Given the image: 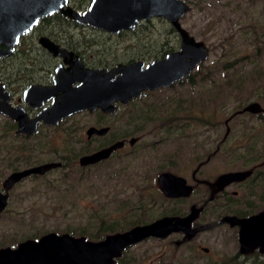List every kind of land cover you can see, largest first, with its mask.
Masks as SVG:
<instances>
[{
	"label": "rangeland",
	"instance_id": "374dc122",
	"mask_svg": "<svg viewBox=\"0 0 264 264\" xmlns=\"http://www.w3.org/2000/svg\"><path fill=\"white\" fill-rule=\"evenodd\" d=\"M181 22L196 39L204 41L210 47V55L204 62V70L211 67V71L215 73L214 69L219 68L215 61L222 56V52H225L222 47L231 46L234 57H242L241 67H235L234 70L227 73H219L218 79L215 81V83L223 86L220 88V98L216 103V109L219 112V124L214 123L216 126L202 124L197 127V124L191 122L190 127L185 132L182 131V128H173V133L168 140L165 139L166 135L163 131L158 132L156 129L151 135L148 128L146 134L140 136L132 152H130V147L126 146L125 149L118 151L114 157L102 165L81 169L74 162L70 168L68 166L63 170H55V172L43 177L32 176L24 179L11 191L9 205L0 215V241L13 236L17 238L22 236L23 238L37 231L64 233V229L68 228L76 229V231L82 228L90 229L96 226L101 217L127 216L126 212L116 211L112 204L107 203V201L113 195H118L117 199L121 201L136 192V188L129 184L121 187L122 185H114V182H110L105 187L103 183H106L104 175L108 172L106 169L108 165H116L117 167L113 169H117L122 164L121 161L127 164L129 159L131 165L134 166L131 173L137 175L136 179L143 181L148 187L144 193L154 195L153 199L157 201L158 205L154 206L152 217L159 218L166 209L172 208V205L159 195L158 175L163 171H170L190 180V174L195 167L194 162L204 160L206 155L212 152L214 146L222 139L226 130L224 118L250 101H258L264 105L263 1L192 0L191 10ZM55 25L57 26L56 29H61V22L56 21ZM69 25L70 30L83 31V28L76 29L74 25ZM142 28L145 30H139L140 36L151 38L153 45H161L168 41L169 46H178L177 35L173 31H169L170 26L165 20L155 18L150 24L148 23V29ZM230 36L233 38L229 39ZM125 38L127 40L123 41ZM137 38L115 39L119 45L115 47L113 55H108V58L125 61L136 54L137 49L131 48L130 42L135 41L138 44ZM256 39L259 41L257 42ZM160 47L158 46V48ZM163 47L166 48V46ZM15 59L18 61L17 57ZM10 62L12 63L11 60ZM4 63L5 61L2 60L0 65ZM6 63H9V60ZM260 71L262 73H259ZM225 75L228 76L227 79L223 78ZM213 76L215 77L216 74ZM211 85V81L204 83L203 86L198 83L194 86L183 83V85L162 89L153 96H147L142 101V105L152 101L166 102L172 96L177 97V99H179L178 97H185L197 100L200 93L203 98H208L210 95L208 89ZM214 91L215 89L212 92L214 93ZM175 104L176 102L173 105L169 104L166 106L167 110H163V112L169 113ZM125 110L128 108L119 107L116 113L104 117L106 124L112 128L111 137L122 136L129 130L123 115ZM212 111L213 108H209L203 114L208 118V114H211ZM191 113L192 116L196 114L195 112ZM165 114L163 113V115ZM95 121L93 114L77 113L56 129L43 127L37 136L29 140L15 139L11 133L4 134L0 136V145H8L13 142L15 143L14 146L31 145L36 157L34 165L40 164L55 160L54 158L58 157L61 152L67 155L65 148L69 146L74 148L70 151L71 154L77 151L78 144L72 145L71 141H67V145L65 144V140L71 136L63 135V128H76L80 134L79 137L83 140L84 128L94 124ZM184 121L182 119L180 123H184ZM5 123L6 119L0 115V135ZM158 124L159 122H157ZM95 144L93 143V145ZM152 144L154 146H150ZM243 144L245 146L252 145L255 154H259L260 149L264 147V122H260L254 115L238 114L234 117L227 140L206 168L211 166L210 169L215 172L230 168H242L243 163L237 159L236 161L235 157L238 153H243ZM81 145L85 146L83 143ZM127 153H129L128 156ZM71 154L68 152V156H72ZM134 155L137 157L133 158ZM194 155L197 157L196 159ZM15 157L16 153L10 158L5 155L4 151L0 154V160L6 159L0 162V183L12 171V167L9 168L8 164L13 163ZM25 167L22 164L20 168ZM67 172L72 175V180L69 181L75 184L73 188L69 183L59 188L49 187L51 185L47 184L48 181L57 183L55 178L60 177V175L63 176ZM81 176L84 178L83 182L79 180ZM262 206L264 208V204ZM187 207V205H182L183 210H186ZM201 246L208 247L209 253L202 252ZM237 251L236 232L228 227H218L203 231L190 240H185L180 234H172L166 238H147L128 247L123 258L127 264H213Z\"/></svg>",
	"mask_w": 264,
	"mask_h": 264
},
{
	"label": "water",
	"instance_id": "95a60500",
	"mask_svg": "<svg viewBox=\"0 0 264 264\" xmlns=\"http://www.w3.org/2000/svg\"><path fill=\"white\" fill-rule=\"evenodd\" d=\"M190 0H92L85 12H79L67 5V0H0V59L9 56L21 35L29 32L44 16L59 12L79 24L86 23L111 33L134 29L141 19L162 17L174 27L180 36L177 51L168 53L162 59L148 64L137 60L128 64L119 63L112 69H87L83 67V83L73 87L59 79L62 69L58 68L53 86H30L24 93L25 101L39 112L31 117L23 106H13L12 97L0 82V114L13 120L17 134L32 135L38 132L39 123L57 125L62 119L82 110L93 111L100 108L104 113H114L117 103L127 104L132 98L142 95L146 90L171 86L207 61L209 46L196 39L185 29L180 18L190 10ZM40 44L54 56L66 58L73 53L55 44L47 37H41ZM2 46H5L4 49ZM64 73V72H63ZM76 81H80L77 79ZM58 90L62 93L58 94ZM36 98L34 102L32 97ZM54 96L53 102L44 106V100ZM39 98V99H38ZM264 112L260 103L253 101L236 113ZM108 127L87 129V135H103ZM229 127L226 129V134ZM136 138L129 140L133 145ZM123 140L101 148L79 158L81 166L95 164L107 159L113 151L121 148ZM60 162H45L13 171L3 180L0 190V214L7 207L9 190L14 184L34 174H44L60 166ZM250 171H232L222 174L215 182L217 188L242 180ZM158 182L167 197L188 196L191 186L184 178L171 172H162ZM212 188L213 184L208 183ZM192 213L186 217L163 216L146 224H139L128 230L106 235L98 241L85 237H75L68 233L47 232L38 239H26L15 248H0V264H117L123 249L147 238H165L174 232L182 231L188 238L193 237L200 228H191ZM220 221L239 226L241 253L260 248L264 253V211L249 217L225 216ZM217 221L214 224H218ZM210 226V225H208ZM212 226V225H211ZM206 251L207 249L204 248Z\"/></svg>",
	"mask_w": 264,
	"mask_h": 264
},
{
	"label": "flooded vegetation",
	"instance_id": "af4514ba",
	"mask_svg": "<svg viewBox=\"0 0 264 264\" xmlns=\"http://www.w3.org/2000/svg\"><path fill=\"white\" fill-rule=\"evenodd\" d=\"M91 2L92 0H83V1L67 0V5H70L72 8L76 9L79 12H85L88 10ZM191 2L192 0L188 1L190 5V10H191ZM189 11H187L180 18V23L182 26L183 24L181 21L183 17ZM55 14L61 15L59 12H55L51 15L40 18L37 24L29 32L20 36L18 43L16 44L13 52L9 56H5L0 59V61L2 60L5 61L4 64L0 65V82L5 85V89L11 95L12 97L11 104L13 106H19V105L23 106V108L27 111V113L31 117L35 116L41 108L34 109L33 107H31L29 105V101H32V99L30 100V98H27L28 102L25 101V98H24L25 91L30 86H33V85L53 86L55 84L54 76L56 75L58 68H61L62 71L64 72V73L63 72L59 73L61 74L59 76V79L64 80L65 85L72 84V86L75 87L83 83V67L87 69H97V68L112 69L116 67L119 63L128 64L130 62L137 61V60L143 61L144 64L146 65L155 59L164 58L170 52L177 51L180 46V36L176 32L173 26L172 27L175 30L174 33L177 35V38L179 40L177 47L169 46L168 41H165L161 45L155 44V43H154L155 45H153L151 38H147L145 36H142L143 37L142 38L140 36L139 30L144 29L142 27H145L148 29V23L150 24L151 21L155 18L160 19L162 17H151L146 20L141 19L134 29H126V30L119 31L118 33H111L105 29L95 28L86 23L79 24L75 22L74 20H70L69 18L63 15L61 16L68 19L70 23L74 25L76 29L83 28V31L77 32L75 30H70L71 29L69 27L70 25L67 22L61 23V29H56L57 26L55 25L56 21L54 18ZM41 37L49 38V40L53 41L55 44L60 45L62 48L73 53L72 54L73 56L72 57L70 56L69 58L67 57L66 58L67 62H65L63 57L54 56L40 44L39 40ZM124 37H129V39L130 38L134 39L138 37L137 38V40H139L138 44H136L135 41L130 42V47L133 49H137V53L130 56L125 61H118L115 58L109 59L108 55L109 54L113 55L112 53L114 52L115 47L119 45V42L115 39H118V38L122 39ZM124 40H127V38L123 39V41ZM158 46H161V47L158 48ZM163 46H166V48H164ZM2 47L4 49L6 48L5 46H2ZM15 56L18 58V61H19V63L17 64L16 63L13 64L10 62L12 58H16ZM7 60H9V63H6ZM185 78H183L182 80L178 82L173 83L171 86H168V87L158 88L155 90H146L142 92L141 96H138V97H135L129 100L127 104L117 103L116 111L119 109V107H123V109L128 108L127 111L123 112V115L127 116V119H129L130 126L133 128L137 126L140 127L141 130L139 131V133L136 132L133 135H127L125 133L122 136L111 137L112 128L110 125L106 124L104 117L110 114H114L116 113V111L114 113H104L100 108H96L91 112L88 110H82V111L76 112L62 119L57 125H48V124L39 123L38 132L32 135L17 134L16 133V130H17L16 123L10 118L0 114L5 119H10L15 125V128L10 131H8L6 127H3L0 136L11 133L12 135H15L14 137L15 139H18V138L26 139L25 137L33 138L40 133V130L43 127H48V129L49 128L56 129L59 125H62L64 122H66L68 119H70L73 115H76L77 113L83 112V113H88L90 115L93 114L95 116L96 121L94 122V124H91L88 127L84 128L85 136L83 140L81 139V137H79L80 134L76 131V128H65V129L63 128L62 134L67 137L71 136V138H67L65 140V144L67 145V141H71L73 143L72 145L78 144L80 146V147L77 146V151H75L76 154L70 153V151L74 150V148H71V146H69L65 148V150H67L65 151L67 155L64 154V152H61V154L58 155V157L54 158L55 160L46 161V162H60L61 163L60 166H58L57 168L48 170L44 174H34L28 177H32V176L33 177H43L46 174L55 172V170L56 171L63 170L64 168L69 166L68 164L70 163L71 159H73L72 163L76 162L77 166L81 169L102 165L105 162H107L109 159L114 157V155L118 151L125 149L126 146L130 147L131 149L130 152H132L134 150L136 143L139 141L140 136L142 134H146V131L148 128H149L148 132H150L151 135L154 134V130L156 129L158 132L163 131L164 133H166V131L164 130L165 127L163 126V123L165 122L164 119L170 118L172 120L171 122H169V128L171 131L174 130L173 128H177L178 124H182L180 123V121L182 120V117L178 118L179 116H183L182 113L181 115L179 114L174 115L175 113H172V112L171 113L163 112V108H166V106H168L167 101L166 102L165 101H157V102L152 101L148 104L145 103L143 105H142L143 103L142 101L146 99L147 96L149 95L153 96L154 94L158 93L162 89L172 88L173 86H176V85H183V83L185 82L183 80ZM77 79H80V81H76ZM180 82H183V83H180ZM57 93L60 94L62 93V91L58 90ZM32 98L34 99V102L37 101L36 98L34 97ZM176 98L174 96L170 97L171 100L169 101L171 102L172 105L175 102H177V100H175ZM53 99H54V96H52L51 98L47 100H44L43 107L50 105L53 102ZM250 102H253V101H250ZM250 102H248L247 104H249ZM260 104L262 107H264L262 103ZM141 108L146 110V113L144 114V118L149 119V123H145V124L143 123L142 125H140V123L137 122L140 118L139 110ZM163 113L164 114L166 113V114L163 115ZM238 114L254 115L257 117V119L260 122H264V112L263 111L257 112V113H251V112H242V113H236V114L233 113L225 117L224 125L226 126V129L229 127V132L226 134V130H225V133L222 139L214 146L213 151L206 155V158L204 160H197L196 163L194 162L195 167L193 168L190 174V180L186 179L185 177L179 174H175L171 172L177 176L184 178L186 181V184L191 186L192 188L191 193L188 196L167 197L161 190L160 184L158 182L159 175L162 172L158 175L157 185H158L159 191L162 194V198L166 202L168 203L170 202L172 205V208H170L169 210L166 209L165 212L162 213V215L186 217L187 215L192 213V210L194 209L196 212L194 213L195 214L194 218L191 221V228H200V227L206 226V228L200 229L191 238H188L186 234L182 231L174 232L172 234H180L183 236L185 240L187 239L190 240L194 238L197 234L203 231H206V230H211V229L218 228V227L231 228L236 232V238L238 242V251L230 256H236L240 259H246L249 261L254 258L264 259V253L260 251V248H255L254 250L248 253H241L240 243H239V226L237 224L231 225L229 222L220 221V220L224 218L225 216H236L239 218H245V217H249L254 214H257L261 211H264V208L262 206L264 204V147L260 149L259 154H255L254 148L252 145L245 146L243 144L242 151L244 153V157H243L244 159L242 160L243 166L240 169L230 168L229 170L215 172L210 169L212 168L211 166L208 169L206 168L210 160L222 149L224 142L227 140L230 134V125L234 117ZM157 122H159L158 125H157ZM195 124H197L196 125L197 127L199 126V123H195ZM126 125H128L127 121H126ZM190 125L191 123L189 124V126ZM204 125L210 126L208 124H204ZM91 126H94L97 128L108 127L109 129L103 135L92 134L91 136H88L87 129ZM141 126H144V127L141 128ZM128 132L130 133V131ZM131 138H136V141L134 142L133 145H130L129 143V140ZM120 140L124 141L123 146L113 151L112 154L107 159L101 160L95 164H91L87 166H81L79 164V158L81 156L85 154H90L101 148L110 146L114 142L120 141ZM82 143L85 146L81 145ZM93 143H96V144L93 145ZM23 146L22 144H20V146L16 145V150H15L16 157L13 159V162L21 161V159L23 158L24 150L21 149V147ZM25 146L27 147V145ZM150 146H154V144ZM78 148H81V149L79 150ZM3 151L5 152V155L8 157V151H7L6 145H3V146L0 145V154H2ZM68 151H69V154H71L72 156H68ZM129 153H127L126 155L128 156ZM10 156H11V153H10ZM74 157H76V159ZM196 158L197 157H195V159ZM5 160L6 159L4 160L1 159L0 162L5 161ZM29 166H34V164L29 165ZM29 166H26V167H29ZM21 169L23 168H19L16 170L12 169L11 172L21 170ZM232 171H250V174L246 176L245 178H243L242 180L233 181L225 185L221 189H218L217 184H215L216 180L222 174L227 173V172H232ZM163 172H170V171H163ZM8 174L2 179L0 183V190H2V182L8 176ZM28 177L24 179H27ZM23 180L14 184V186L9 190V196L7 199V202H8L7 207L9 205V201L11 198V191ZM208 183L213 184V187L211 188L208 185ZM182 205H187L188 206L187 209L183 210ZM7 207L5 208V210L7 209ZM4 211L0 215H2ZM222 211H227V212L222 213ZM171 213H178V214L173 215ZM217 221H220V222H218V224H214ZM118 232H121V231H118ZM58 234H62V233H58ZM75 237H81V236H75ZM93 241H98V240H93ZM2 247H11V246H2ZM15 247H12V248H15ZM128 247L123 249L121 256L115 259L117 264H127V263L119 262L118 259L124 255ZM204 248H206L207 250L205 251ZM201 250L202 252L206 254L209 253L208 247L201 246Z\"/></svg>",
	"mask_w": 264,
	"mask_h": 264
},
{
	"label": "trees",
	"instance_id": "16d2710c",
	"mask_svg": "<svg viewBox=\"0 0 264 264\" xmlns=\"http://www.w3.org/2000/svg\"><path fill=\"white\" fill-rule=\"evenodd\" d=\"M252 2L257 1V0H250ZM264 2V0H262ZM55 21L57 22H61V23H65L67 22L68 24H71L70 21L64 17H62L59 14H55L54 15ZM160 20H165L163 18H160ZM166 21V20H165ZM167 22V21H166ZM169 24V23H168ZM170 28L169 31H173L175 32V30L173 29V27L169 24ZM233 36H230L229 39H232ZM256 41L258 42L259 39H256ZM225 46V44H223ZM222 49L225 50V52H222V56L220 58H218L215 62L217 63L216 66H219L218 69H214L215 73L211 71V67H208L206 70L203 69V66H205L204 63H201L198 68L193 71L191 74H189L183 81H185L184 83H188L191 86H194L195 84H200L201 86L204 85V83L211 81L212 85L211 87L208 89L210 91V95L209 97H205L203 98V96L200 93V96L198 97V99L196 100L194 99H187L185 97L183 98H179L175 100H177L176 102V106H174L173 108L170 109V113H175L176 114H180L182 113L183 116H179L178 118L182 117V119H184V123L182 124H178V128H182V131L185 132L190 126L189 124L191 122L194 123H199V125H204V124H208L210 126L219 124L220 119H219V112L216 109L217 106V101L220 98V88H223L222 84H218L215 83V81L218 79V74L221 72H229L230 70H234L235 67H241L240 61L242 60V57H238L235 58L234 53L232 52L233 47L229 46V47H222ZM13 64H17L19 63L18 61H16L15 58L11 59ZM1 63V61H0ZM211 72V74H210ZM259 73H262V71H260ZM213 74H216V76L214 77ZM212 75V76H211ZM223 78H228L227 75H225ZM183 83V82H180ZM211 88H213L212 90H210ZM215 89L214 93L212 92ZM208 93V92H207ZM207 98V99H206ZM171 100L170 98L167 99L168 102V106L169 104H171V102L169 101ZM243 107V106H242ZM242 107L234 110L233 113L236 114V112L238 110H240ZM209 108H213V111L211 114H208L209 117H205L203 112H205L207 109ZM195 109H197L195 111ZM163 110H167V108H163ZM200 112H199V111ZM127 111V110H125ZM164 111V112H165ZM140 114H139V120L137 121L138 123H140V125H142L143 123H149V119L144 118V114L146 113V110L141 108L139 110ZM191 112H195V116H192ZM199 114V115H198ZM125 118L127 119V116H125ZM128 123V127L130 133L127 131V135H133L136 132L139 133V131L141 130L139 126L133 128L130 126L129 124V119L126 120ZM164 123L163 126L165 127V139L168 140L169 137H171L173 131L170 130L169 128V122H171L172 120L169 118L164 119ZM178 121V120H176ZM216 126V125H215ZM3 127H6L8 131L12 130L15 128L14 123L10 120V119H6V123ZM144 126H141V128H143ZM15 137V135H14ZM26 139H31L28 137H25ZM14 142L12 144H8L6 145L7 147V151H8V157H12L15 153L16 150V146H14ZM22 149L24 150V155L23 158L21 159V161L18 162H13V163H9L8 167H12V169H19L21 167L22 164H24V166H29L32 165L35 162V151L33 150L32 146H23ZM12 150V151H11ZM27 152V154H26ZM69 152V151H68ZM11 153V156H10ZM84 153V152H83ZM76 154V152L74 153ZM137 156L134 155L133 158H136ZM244 153H238L235 157V160H239L242 162V160L244 159ZM76 159V157H74ZM72 160H70L69 168L72 167ZM134 160V159H133ZM236 160V161H237ZM135 161V160H134ZM121 165H119V167L117 169H113L114 167H117L116 165H111V166H107L106 169L108 170L107 173H105L104 175V180L106 181V183L104 182L103 186H107V184H109L110 182H114V185H122L121 187H123L124 185H132L136 188V192H134L131 196L126 197L125 199H122L121 201L117 199L118 195H113V197L107 201V203H111L112 207H114V209L116 211H122V213L126 212L127 216H122V217H101L99 218V220L96 223V226L94 228H90V229H78L76 231V229H72V228H68V229H64V233H68L70 235H75V236H86L89 239L92 240H100L103 239L106 235L111 234V233H115L118 231H125L135 225H139V224H146L149 223L157 218H153L152 214H154L152 212V210L154 209V206L158 205L157 201H155L154 195L152 193L149 194H145L144 191L148 189L147 186H145V184L143 183V181H139L136 179L137 175H134V173L132 172V168L134 167L133 165H131L130 159L128 161L127 164H124L123 161H121ZM37 178V177H36ZM139 178V176H138ZM148 178V177H147ZM57 179V180H56ZM55 180L57 181V183H54L53 181H48L47 184L51 185L49 187H61L64 184H71V188L74 187V183H70V179L72 180V175L70 172L64 173L63 176L60 175V177L56 178ZM80 181L83 182L84 178L83 176L80 177L79 179ZM57 184V186H56ZM79 184V182H78ZM143 186V187H142ZM159 195L162 197L161 192L159 191ZM227 211H222V213H226ZM173 215L178 214V213H171ZM164 216V215H161ZM160 216V217H161ZM47 233L46 231L44 232H40L37 231L36 233H30L29 235H26L22 238V236L20 238L17 237H8L5 240H1L0 241V247L2 246H11V247H15L20 241L25 240V239H38L41 235ZM119 262H123L125 263L126 261L123 260V256L121 257V259H118ZM127 263V262H126ZM213 264H264V259L261 258H254L252 260H246V259H240L236 256H228L223 258L220 262L217 263H213Z\"/></svg>",
	"mask_w": 264,
	"mask_h": 264
},
{
	"label": "bare ground",
	"instance_id": "6f19581e",
	"mask_svg": "<svg viewBox=\"0 0 264 264\" xmlns=\"http://www.w3.org/2000/svg\"><path fill=\"white\" fill-rule=\"evenodd\" d=\"M127 251V250H126ZM121 259V258H120Z\"/></svg>",
	"mask_w": 264,
	"mask_h": 264
}]
</instances>
